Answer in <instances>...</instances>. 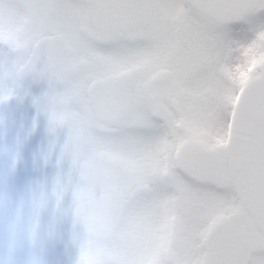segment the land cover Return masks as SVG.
<instances>
[{
    "label": "snow or ice",
    "instance_id": "snow-or-ice-1",
    "mask_svg": "<svg viewBox=\"0 0 264 264\" xmlns=\"http://www.w3.org/2000/svg\"><path fill=\"white\" fill-rule=\"evenodd\" d=\"M22 99L65 133L74 264H264V0H0Z\"/></svg>",
    "mask_w": 264,
    "mask_h": 264
},
{
    "label": "flooded vegetation",
    "instance_id": "flooded-vegetation-1",
    "mask_svg": "<svg viewBox=\"0 0 264 264\" xmlns=\"http://www.w3.org/2000/svg\"><path fill=\"white\" fill-rule=\"evenodd\" d=\"M34 94H39V90L35 89ZM64 136L63 131L55 134L49 131L47 119L37 114L30 99L0 105V197L7 198L0 204V216H11L19 195L29 187L42 185L47 189L66 170V163L58 164ZM69 207L70 200L66 198L55 214H67ZM52 215L49 208L40 217L42 226L51 222L56 231L55 240L44 248L47 264H74L75 252L69 261L66 240L72 228L55 223ZM3 245L4 238L0 233V249Z\"/></svg>",
    "mask_w": 264,
    "mask_h": 264
},
{
    "label": "clouds",
    "instance_id": "clouds-1",
    "mask_svg": "<svg viewBox=\"0 0 264 264\" xmlns=\"http://www.w3.org/2000/svg\"><path fill=\"white\" fill-rule=\"evenodd\" d=\"M6 199L0 197V204ZM61 202L58 176L47 189L37 185L19 195L15 212L0 216V233L4 238L0 264H47L44 248L55 240L56 231L51 222L42 226L40 217L49 208L53 214L59 212Z\"/></svg>",
    "mask_w": 264,
    "mask_h": 264
},
{
    "label": "water",
    "instance_id": "water-1",
    "mask_svg": "<svg viewBox=\"0 0 264 264\" xmlns=\"http://www.w3.org/2000/svg\"><path fill=\"white\" fill-rule=\"evenodd\" d=\"M52 220L55 223H59V224L64 225L66 227L72 228L70 215L68 213L67 214H62V213L54 214V215H52Z\"/></svg>",
    "mask_w": 264,
    "mask_h": 264
},
{
    "label": "rangeland",
    "instance_id": "rangeland-1",
    "mask_svg": "<svg viewBox=\"0 0 264 264\" xmlns=\"http://www.w3.org/2000/svg\"><path fill=\"white\" fill-rule=\"evenodd\" d=\"M44 225H46V224L44 223ZM66 240H67V246H69V249H68V252H69L68 258H69V261H70V259L72 258V254L74 253V250H73V248L71 247V244H70L71 235L68 234L67 237H66ZM69 261H67V262H69Z\"/></svg>",
    "mask_w": 264,
    "mask_h": 264
}]
</instances>
